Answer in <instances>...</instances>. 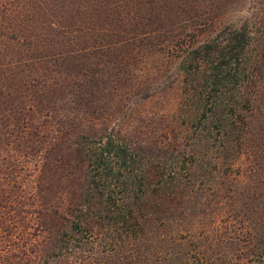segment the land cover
Masks as SVG:
<instances>
[{
  "label": "rangeland",
  "instance_id": "1",
  "mask_svg": "<svg viewBox=\"0 0 264 264\" xmlns=\"http://www.w3.org/2000/svg\"><path fill=\"white\" fill-rule=\"evenodd\" d=\"M229 23L252 32L256 79L240 141L212 174L264 231V0H0V247L12 223L32 229L36 207L47 229L37 241H53L49 209L73 201L83 180L77 134L190 144L179 57Z\"/></svg>",
  "mask_w": 264,
  "mask_h": 264
},
{
  "label": "trees",
  "instance_id": "2",
  "mask_svg": "<svg viewBox=\"0 0 264 264\" xmlns=\"http://www.w3.org/2000/svg\"><path fill=\"white\" fill-rule=\"evenodd\" d=\"M251 33L246 24L229 23L182 50L190 144L172 143L168 151L118 131L77 134L83 180L73 201L49 209L59 221L53 241H37L47 229L36 207L32 231L12 232V223L5 232L0 264H264V231L255 232L250 216L231 206L232 195L219 194L212 174L239 143L242 109L252 101ZM225 240L236 242L234 249L221 247ZM99 254L115 260L100 261Z\"/></svg>",
  "mask_w": 264,
  "mask_h": 264
}]
</instances>
